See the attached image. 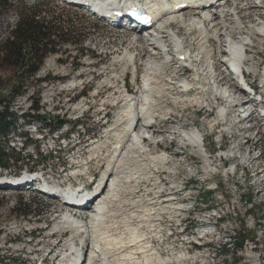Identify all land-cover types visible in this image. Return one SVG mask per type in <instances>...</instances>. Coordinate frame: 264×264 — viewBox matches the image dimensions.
<instances>
[{"label": "rangeland", "instance_id": "rangeland-1", "mask_svg": "<svg viewBox=\"0 0 264 264\" xmlns=\"http://www.w3.org/2000/svg\"><path fill=\"white\" fill-rule=\"evenodd\" d=\"M37 1H42V8L46 10V15H55L62 24L72 26V30L75 31L72 33L71 38L76 40V44L62 45L60 51L56 54H49L44 58L35 79L29 80L25 84L26 88H28V94L30 95V92H33L34 98L27 99V95L19 97L13 102L12 109L19 115L33 100V103H37L40 106L39 112L41 115L52 121L67 120L68 122L59 130L60 132L53 134H46L44 129L41 131L37 129V133H44L41 136L42 139L37 140L34 125H26L20 119L19 128L10 135L8 140V147L21 157L16 166L18 167L16 171L20 168L36 166L30 165V163L37 159L39 152L40 156L37 160L40 161L38 163L40 167H48L46 170H51L50 166L52 163H55V167L59 166L60 158L59 160L57 159L58 156L55 158V154L61 155L66 152L65 147L58 146L67 131L65 130L66 128L69 129L74 126V129H76L74 133L83 134L84 132H89L95 137V134L96 136L97 134L100 135L101 129L108 128L114 125L115 122L118 123L120 120L117 119V108L120 109L125 103V98L121 97V95L125 94L120 89L121 84L125 82L129 93L134 95L137 93L136 96H138L144 72H146L144 60L148 46L144 42L145 40L137 37L141 39V42L133 44L132 40L136 38L134 34L124 32L126 30L121 27L106 26L90 14L73 7H67L59 0H9V8L0 9V42L11 30L10 27L13 26L14 18H18L20 7L23 5L31 6ZM240 13L247 16L245 8H242ZM185 14L188 15L189 13ZM229 18L225 17L222 20L223 22L226 21L233 29H243L245 32L250 31L249 35L253 43L252 46H254L249 48L252 53L248 55V69L253 74L250 80H252L253 76L255 78L260 77V75L257 76L255 74L258 64L264 60V37L258 35L256 28L264 23V17L263 20H257L254 17H243L239 20ZM211 23H206V27L209 29L205 39L208 42L206 43L207 46H205L206 52L203 54L211 57L213 63L216 62L214 64L216 65L215 68L217 67L218 75L222 78L221 83L219 85H217V82L213 84L212 80L214 77L212 79H205V77L195 79L193 77L192 79L193 73L187 76L192 79V81L190 80L191 83L202 85H200L198 92L205 94L199 96L203 98L209 97V106L214 105V107H207V103L202 101L200 104H193L191 103V95L194 91L182 94L177 92L174 87L166 90V93L170 92V94L164 95V98H156L158 99L156 108L164 111V113L170 112V110L174 112V116H165L169 117L166 118V121L164 119L158 120V122L164 124L160 129L167 131L166 134L170 132L173 126H175V131L185 130V133L188 134L200 132L203 138V146L201 147L199 143L198 145L191 144L188 140H180L178 134L172 135L173 140L170 138L162 141L159 146H156L153 142L148 146L153 151V154L165 152L167 155L162 163L158 162L157 164L159 175L163 176L166 182L164 196L166 201L164 204L172 203L171 197L174 198L175 202H182L181 209L184 212L178 217L179 220H176L177 213L167 220L168 228L172 231V242L176 245L180 244L177 231L180 232L181 227L190 226L191 224V231L198 232L200 221L196 218L198 215L202 216L200 213L205 211L206 206H209V209L214 208L220 215H224L226 223L224 229H228L225 233L232 238V240L224 243L223 240L218 239L220 237L218 234L212 243H202L197 250H189L192 254H195L194 258L185 260L183 264H264V181L251 183L247 178H250V175H246L247 177L245 178L241 165H238V162H242V158L241 160L233 159L227 162L220 160V156L224 155V150L232 147H240L239 149L243 152L245 150L246 157V152L251 150L249 148L252 145L249 139H255L256 130L259 128V133H257L259 136L258 151H255L256 147L252 150L255 151L254 154H257V152L261 153V159L256 160V162L252 161V163L248 162V164L250 166H259L261 169L259 175L263 177L264 126L256 124L252 126V131H246L249 129L247 126H251L252 123H243L241 126L247 125L246 128H243V131L241 129L238 131L236 128L239 127L234 122L236 120L235 116L228 113L230 112V107H235L236 98L230 99L227 104L221 101L223 107L214 104V99H212L214 87L217 90H220L221 87H227L230 84L229 79L232 71L218 61L221 57L216 53L218 47L215 43V37L212 38L215 33L210 30ZM170 28L172 30L178 29L180 38L182 37L185 43L197 54L199 46L197 30H190L189 34L186 30L180 29L182 25L174 24ZM219 33L224 34L222 31H219ZM127 53L134 57L132 60L136 70L135 83L131 77V72L134 70L132 62L130 60H121ZM160 56L159 54L157 58L161 59L162 56ZM199 56L202 57V54ZM198 66L197 61L195 63L196 69H199ZM172 67V64L169 67L168 64L165 65L163 74L157 75L158 81L164 80L168 84V81H171V77L173 80L171 75L174 74L172 70L174 68ZM189 68L192 69L191 72L195 70L191 65ZM215 68L213 70L214 74ZM259 72L261 74V68ZM14 76L16 74H13L10 70H0V80L3 84L16 83L17 79ZM43 77H46V79L40 82L36 81V79ZM74 84L76 87H72ZM79 90H81V94H79ZM82 93L85 98L79 99ZM172 97L178 98L179 103L174 102ZM70 98L71 100H69ZM115 98L118 99L114 100ZM114 101L122 102V104L120 103L122 106L119 108L120 105L118 104L111 105ZM203 105H206V108H203ZM185 107L187 108L182 110ZM219 108L228 110L221 119L218 118L217 110ZM106 112L108 114L107 123L103 125L101 122V126H99L97 121ZM213 121L214 126L212 127ZM211 123L212 125H210ZM114 126H122L120 129H123L122 132H124L125 123L120 122ZM70 131L68 134L74 130ZM74 135L76 136V134ZM103 135L102 133L101 136ZM26 138L32 141L25 145L26 148H21ZM94 141L96 139L92 140V142ZM219 144L222 145L221 151L217 149ZM34 145L39 146L38 152H36L37 149L34 148ZM54 146L55 151L49 153ZM112 146H114V143L111 145V151ZM95 147V144H90L87 149L89 152L87 155H91ZM101 148L98 146V155H100L98 159L93 160L90 156V160H85L87 161L85 165L89 167L92 176L97 175L101 169L99 167L100 164H94V161L98 163L102 159ZM67 154L68 152L63 155ZM65 161L67 166H69L70 159L66 157ZM101 162L103 163L104 161L102 160ZM235 165L237 168L236 175L226 176L227 170H230ZM52 167L54 168V166ZM194 167L197 171L195 176L192 175ZM78 169L84 170L83 168ZM149 169L152 171L151 167ZM207 171L217 172V175L210 178L211 176L208 175ZM0 172L2 173L1 169ZM203 180L206 181L203 183L205 186L204 191L199 185ZM236 181L240 182L239 188L235 186L237 184L235 183ZM244 181L246 182L244 183ZM215 183L218 186L216 187L217 192L210 190V186H214ZM207 191H210V193ZM242 195L246 199H240ZM248 197L251 201L245 202ZM229 202H231V205ZM232 204L235 213L240 218H235V215H231V212H233ZM57 206L55 201L44 198L33 191L19 189L0 190V264H24L33 258L31 253L36 250L41 252L40 250L43 251L46 248L41 245L48 244L50 233L56 231L54 227L60 223L59 221L63 217L59 219L57 224L54 221L49 230L43 231L42 228L52 216L51 212ZM93 207L90 208L93 209ZM191 207H193V210H191ZM249 210L250 212H248ZM84 213L87 214V212ZM84 213L79 215L85 216ZM211 213L212 211L208 212V214ZM179 221L180 225L178 224ZM31 228H36L37 231L31 232L33 231ZM39 229L41 230L38 231ZM109 231L113 236L115 229ZM225 233L223 237L227 236ZM182 238H185V236ZM241 240L243 241L242 246L234 249L235 245L233 242L236 243ZM63 244L62 248L64 247ZM189 247L190 244L186 242L185 248ZM173 253L174 255L180 254L178 246L174 247ZM116 261L119 260H115L114 264H117Z\"/></svg>", "mask_w": 264, "mask_h": 264}, {"label": "bare ground", "instance_id": "bare-ground-1", "mask_svg": "<svg viewBox=\"0 0 264 264\" xmlns=\"http://www.w3.org/2000/svg\"><path fill=\"white\" fill-rule=\"evenodd\" d=\"M59 1L63 3V1ZM206 1L208 0H89V3L96 9L99 15L105 14L107 12L106 9L112 5L114 6L118 2V4L123 6H126L127 3L130 6H134L139 11H157V18L154 24L150 26L151 30L155 28L153 30L154 32L148 34L144 39V42H146L148 46L147 55L144 60L146 72H144V80L142 79V86H140L141 90H139L138 96H136L137 93H135L136 95L129 93L121 95L122 98H125L123 107H121L122 102L114 101L121 103L119 106V108H121H117L116 111L118 112L117 119L120 121H118V123L115 122V124H119L120 122L125 123L124 132H122L123 129H120L122 126L116 127L114 126V122V125L101 129L100 135L97 134L96 136L95 134V137L89 132H84L83 136V134L74 133L76 130L74 128H66L65 130L67 131L62 137V142L58 144V146L65 147L66 152L63 154L68 152V154H73V156L87 155L89 153L87 151L88 146L90 144H95V150L90 155L93 160L98 159L100 156L98 155V146L102 147V159L98 163L94 161V164L102 165L101 161L105 159L104 163L106 167L104 165V170L99 171L101 179L96 186L92 185L95 176H92L89 167L85 165V162H87L85 160H90V156L88 159L81 160L67 157V159H70L69 166H73V164L76 165L73 168L74 173L64 172V174H62V172H58L67 171L66 161L65 164H59V166H57V171L51 172L50 170H46L48 167L36 169V166L25 167V169L19 167L20 169L17 171L16 168L18 167H13L11 170L0 168L2 171V173L0 172V190L19 189L33 191L44 198L55 201L58 205L57 208H54L51 212L52 216L45 222V226L42 228L43 231H47L54 221L56 224L60 222L54 227L56 231L50 233L48 244L41 245L46 247L43 251L40 250L44 252V256L46 253L50 252V254H53L56 251L54 249V244L57 239L56 236L58 235L57 230L60 228H69L71 235L70 238L63 242L64 251L61 252L63 259L60 264H70V262L75 259L76 261L82 260L81 252L84 246L86 248L84 257L88 264H114L115 260H119L116 261L117 264H183L185 260L194 258L195 254L190 252L192 249L197 250L202 243H212L218 234L220 236L218 239L223 240L224 243L232 240V238L228 237V234L225 233L228 229H224L226 224L224 215H220L214 208L209 209V206H206L205 211L200 213L202 216L200 217V215H198L196 218L200 221L198 232L191 231V224L190 226L181 227L180 232L177 231L180 244L176 245L172 242V231L168 228L167 220L176 213L178 214L176 220H179L178 217L183 214L184 210L182 212V202H175L173 197H171L172 203L164 204L166 201V197H164L166 182L165 178L159 175L157 164L158 162L162 163L167 155L165 152L153 154V151L150 150L148 146L152 144L151 142L159 146L162 144V141L169 140L172 138V135L175 134H178L180 140H188L191 144L198 145L199 143L201 147L203 146V138L200 132L188 134L185 133V130L175 131V126H173L170 132L166 134L167 131L160 129L164 124L158 122V120L164 119L166 121V118L169 117L164 116L170 113L171 110L166 113L160 111V109L156 108V102L158 99L164 98V95L170 94V92L166 93V90L173 87L171 84L172 77L171 81H168V85L164 80L158 81L157 75L163 74L164 67L167 64L168 67L172 64V68L177 69L174 61L177 60L179 55L183 57V63H190L196 71L206 70L205 79H212L214 77L212 80L213 84L217 82V85H219V83H221L220 81L222 78H220L217 73V67L215 68L216 62H214V66H211L213 63L212 58L203 54L206 52L205 46H207L206 43L208 42V40L205 39L209 29L206 27L207 22H212L210 30H213L215 33L212 38L215 37V43L218 47L216 53L221 57L218 61L221 65H225L226 68L232 71V73L230 72L232 76H230L229 79L230 84L227 87H221L220 90L214 87L212 99L221 97L222 99L225 98L224 101L228 103L230 99L244 95L242 90L237 86L239 82L236 79V74L242 80L240 76L244 59L242 50L245 45L252 43L251 36L249 35L250 31L248 30V32H245L244 30L241 31V29H233L226 21L223 22L222 19L230 17L229 19L239 20L243 17H254L257 20H263L264 0H226L218 2L213 0L214 2L211 5H209L210 3H206ZM201 2L202 5H200ZM180 3L188 5L177 8ZM198 6L201 8H196ZM84 7L86 8L87 6L84 5ZM242 8H245L247 16L240 13ZM107 13L111 14V12ZM185 13L189 14L186 15ZM107 16L109 21L112 19L114 20L109 23L113 22V25L116 27L120 26L128 32L133 31V28H138L137 24L132 23L130 20L128 21L122 16ZM17 20L18 18L15 17L12 24L13 26L10 27L11 29L15 26ZM174 24L179 26L182 25L180 29L186 30L189 34L191 32L190 30H197L199 39L197 54L191 50L190 46L185 43L183 38L180 39L173 36L175 48L172 51L175 54H166L161 59H158L157 56L161 54V51L167 50L162 44L163 40L160 39L159 32H166L168 25L170 27ZM148 28H140L138 31H144V29ZM219 31L224 32V34L219 33ZM256 32L259 35L264 33V23L256 28ZM165 38H167V36H165ZM231 39L233 40L232 42H230ZM139 41L141 42V39L136 37L135 40H132V43L136 44L139 43ZM200 54H202V57L199 56ZM174 56L177 58L174 59ZM132 59H134V57L128 53L121 58V60L124 61L130 60L133 66L134 62ZM197 61L199 69L195 67ZM263 61L258 64V67L264 64ZM214 68L216 69L215 74L213 71ZM171 76H173V74ZM262 76L264 77V70ZM193 77L195 79L200 78L197 72L193 74L192 79ZM198 84L199 83H192L194 93L191 95V103L200 104L202 101L206 102L208 105L209 97L203 98L199 96L205 93L198 92L200 89V85ZM182 86V90L185 91L189 88L188 86H190V84L186 82L185 84L183 83ZM125 95L126 97H124ZM172 98H174V102H179L178 98ZM117 99L118 98H115L114 100ZM114 102H112L111 105H113ZM247 105L249 108L243 112L247 113L249 111L252 116V110L254 107L258 106V104L249 102ZM227 111L228 110L225 108H219L217 110L218 118L221 119ZM157 114H161L163 117L155 118ZM66 123L54 132H48L44 129L45 133H56L61 130ZM34 129V132H36L35 135L37 136L36 139H42L41 136L44 135V133H37L41 130L36 126H34ZM70 130L74 131L71 132ZM69 131L71 133L68 134ZM102 133L104 134L103 136H101ZM74 134H76V136ZM93 139H96V141L92 142ZM173 139L174 138H172V140ZM26 140L21 148H24L29 141H32L29 138H26ZM79 143L82 144L78 145ZM113 143L114 146H112L111 151V145ZM34 148L37 149L36 152L39 151L38 145H34ZM239 148L232 147L224 150V155L220 156V160L226 162L233 159L241 160V158L243 160L245 158V150L243 152ZM54 149L55 146L51 148L49 153L54 152ZM217 149L221 151L222 145L219 144ZM255 151L252 149L248 150L246 156H256V154H254ZM63 154H55V158L58 156L57 159L59 160L60 158L61 160ZM252 161H256V158H250L247 163H252ZM82 162H84V164H82ZM54 164L55 163H52L50 169L53 168L52 166L55 168L56 165ZM150 167L152 171L149 169ZM78 168H83L84 170ZM236 169V165L232 166L230 170H227L225 175L229 177L236 175ZM260 173L261 172H258L257 175ZM195 174H197V171L194 167L192 175L195 176ZM204 182L206 181L203 180L199 183L203 191L205 189ZM245 182L246 181H244V183ZM249 182L252 183L253 181L249 180ZM235 183H237L235 184L237 187L240 182L236 181ZM92 190L96 192V195L101 191V195L98 196V199L95 196L93 201L78 205L84 198V195H87L86 198L90 196ZM210 190L216 191L215 185L210 186ZM207 192L210 193V191ZM243 198H245V196L242 195L240 199ZM248 198L245 202L251 201H248ZM90 207H93V209ZM191 210H193V207H191ZM209 211H212V213L208 214ZM66 212L67 214L64 215ZM84 212H87V214ZM82 213H84L85 216L79 215ZM59 219L61 220L59 221ZM112 222L114 223L112 224ZM178 224L180 225V221ZM112 229H115L113 236L109 231ZM31 230H33L31 232H34L36 228H31ZM40 230L41 229L38 231ZM224 233L227 236L223 237ZM81 235L84 236V239H82L83 236L81 237ZM183 236H185V238H182ZM76 239H79L78 247L74 243ZM186 242L190 244L189 248H185ZM233 243L234 245L236 244L235 242ZM139 245L140 248L144 250L139 251ZM175 246L179 248L180 254L178 255H174L173 253ZM126 247L127 249H125Z\"/></svg>", "mask_w": 264, "mask_h": 264}, {"label": "trees", "instance_id": "trees-1", "mask_svg": "<svg viewBox=\"0 0 264 264\" xmlns=\"http://www.w3.org/2000/svg\"><path fill=\"white\" fill-rule=\"evenodd\" d=\"M9 6V0H0V9H7ZM45 11L42 8V1H37L28 7L21 6L15 26L0 42V70H10L16 74L14 77L17 79L16 83L9 85L3 84L0 80L1 169L11 170L12 166L16 167L21 159L18 153L8 147L10 135L19 128L20 119L26 125H34L39 130L45 129L48 132L58 130L67 122V120L52 121L41 115L40 106L33 103V100L19 115L12 109L13 102L17 98L27 95V99H31V95H34L33 92L28 94L25 84L35 79L44 58L49 54H56L62 45L76 44V40L71 38L75 31L72 30V26L62 24L58 17L46 15ZM45 79L46 77L38 78L36 81ZM250 200L248 198V201ZM242 242V240L236 242L235 249L240 248Z\"/></svg>", "mask_w": 264, "mask_h": 264}, {"label": "built area", "instance_id": "built-area-1", "mask_svg": "<svg viewBox=\"0 0 264 264\" xmlns=\"http://www.w3.org/2000/svg\"><path fill=\"white\" fill-rule=\"evenodd\" d=\"M34 98V95H31V99H33ZM40 111V110H39ZM32 113H33V111H32ZM40 113V112H39ZM212 125V124H211ZM214 126V124L212 125V127ZM82 143H79L78 145H81ZM46 148H47V146H46ZM40 156V152H39V155H37V159H38V157ZM90 155H86V154H83V156H73V154H67V155H62V157H61V160H60V162H58V164H65V158L66 157H73V158H78V160H81V159H88V157H89ZM35 160V161H32L31 163H30V165H36V169H38V168H40V164L38 165V163H40V161L39 160ZM76 165H73V166H67V171H58V172H62V174H64V172H73V167H75ZM23 169H25V168H23ZM51 171H57V167H55V168H51V170H50V172ZM207 173H208V175L209 176H211L210 178H212V176H214V175H217V172H214V171H207ZM222 179H224V178H222ZM215 187H218L217 186V184L215 183ZM230 203V205H231V202H229ZM232 210H233V212H231V215H235V218H240L239 217V215L237 214V213H235V210H234V206H233V204H232ZM109 229V228H108ZM107 229V230H108ZM135 239V238H134ZM125 249H127V247L125 248ZM140 250H144L143 248H140V245H139V251ZM138 251V252H139Z\"/></svg>", "mask_w": 264, "mask_h": 264}]
</instances>
